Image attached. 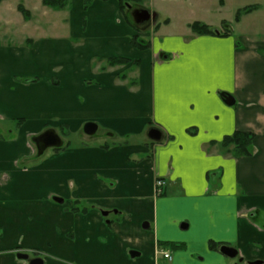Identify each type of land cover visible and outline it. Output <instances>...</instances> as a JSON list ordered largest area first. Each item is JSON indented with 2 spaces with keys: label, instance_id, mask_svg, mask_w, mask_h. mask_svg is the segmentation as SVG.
<instances>
[{
  "label": "crops",
  "instance_id": "obj_1",
  "mask_svg": "<svg viewBox=\"0 0 264 264\" xmlns=\"http://www.w3.org/2000/svg\"><path fill=\"white\" fill-rule=\"evenodd\" d=\"M249 6L239 22L208 24L214 35L156 22L143 48L117 0L0 3V119L25 125L0 137V264H29L18 253L44 250L45 264H235L222 245L264 261V41L242 32L261 10ZM49 129L65 148L36 164L31 141ZM236 132L255 135L252 156L222 152ZM173 243L182 248L165 260L160 246Z\"/></svg>",
  "mask_w": 264,
  "mask_h": 264
},
{
  "label": "rangeland",
  "instance_id": "obj_2",
  "mask_svg": "<svg viewBox=\"0 0 264 264\" xmlns=\"http://www.w3.org/2000/svg\"><path fill=\"white\" fill-rule=\"evenodd\" d=\"M18 0H13V3H16ZM222 0H143L141 3L133 4L130 3L129 6L126 8V13L128 16H130V9H146L149 10L152 13H157L159 17H157L156 24H164L165 19H171L172 24L170 26V31L175 33H181L186 31V29H191L190 25L199 22L203 24H213L219 26V22L221 21V18H227L228 20H231L234 22V18L236 16V13L240 10L245 8L246 5L249 4H255L259 2L261 4V10L258 12L253 13L249 19L245 20L243 29V34L247 35L249 39L256 40V41H264V0H228V4L224 9H220V4ZM51 11H53L51 9ZM222 12V16H221ZM135 33L138 34V39L141 43H146L149 41L152 36L154 35V24H148L145 26H138V28H134ZM24 31L20 29L18 31L19 35H16L15 38H12L10 40L11 43H13V46H20L22 44V36ZM240 33V32H239ZM239 33H236L239 35ZM1 39V38H0ZM9 41V40H8ZM0 42H3L1 39ZM241 42V41H240ZM16 82L19 84H25L26 79L22 77H17ZM24 123H20V119L17 118L15 120H2L0 119V137L1 138H9L10 132H14V134L17 136L20 134L21 129L25 126H23ZM87 137V136H84ZM89 137V136H88ZM87 137V138H88ZM62 138V137H61ZM93 139V143H99L102 139V132H98L94 138L89 137ZM63 139V138H62ZM64 141V140H63ZM65 141H68L67 138H65ZM82 141V140H81ZM148 141L147 137H139L132 139V142H138L142 143ZM81 143L80 140L76 141L74 143ZM31 146L33 147L35 153H37L35 144L31 141ZM54 153V149H48L43 156H41L38 159H34V163H39L40 161H43L45 159H48L50 156H52ZM42 159V160H41ZM27 166H30L28 164ZM69 201H66L65 203L61 204L63 206L64 211H72L69 205ZM51 202H55L54 199L51 200ZM56 203V202H55ZM77 207H81L77 206ZM171 244V243H169ZM160 249L162 250H168L171 252V254L177 249H172L170 245H161ZM44 254V255H43ZM31 256H33V253H30ZM41 257L44 258H50L51 255L46 253L44 250L42 253H40ZM226 261H232L230 258H225ZM208 259H206L203 256H198V263L200 264H207Z\"/></svg>",
  "mask_w": 264,
  "mask_h": 264
},
{
  "label": "trees",
  "instance_id": "obj_3",
  "mask_svg": "<svg viewBox=\"0 0 264 264\" xmlns=\"http://www.w3.org/2000/svg\"><path fill=\"white\" fill-rule=\"evenodd\" d=\"M4 0H0V3ZM71 0H43V5L52 8V9H65L68 7ZM86 4V7H88L92 2L94 1H107V0H83ZM119 3V7L122 11V13L126 16L127 22L134 28H138L136 24H134L131 12L130 16L126 13V8L129 6L130 3L138 4L141 3L143 0H117ZM257 9V6H249L245 7L243 9H240L235 16V21L239 22L242 18V16L249 14ZM18 10L23 14V16L28 19L30 17V13L22 6L19 5ZM227 27L226 23H223V28ZM190 28L192 32L195 35H214L217 34V30L213 27L208 26L207 24L196 22L192 25H190ZM133 43L138 46H144L143 48L147 47L148 45H145V43H141L137 37L133 39ZM128 60L125 59H114L110 61L111 65H119V64H125ZM20 123H23V121H20ZM64 137H66V133L63 132L62 134ZM255 141V135L252 133H244V132H236L231 136H227L224 138L222 142L219 143L222 152L231 155L234 158H243V157H250L253 154V144ZM54 149V151H59L64 149ZM173 246L175 248L179 249L182 248V245H178L173 243ZM217 246V245H215ZM214 245H212V248H217Z\"/></svg>",
  "mask_w": 264,
  "mask_h": 264
},
{
  "label": "water",
  "instance_id": "obj_4",
  "mask_svg": "<svg viewBox=\"0 0 264 264\" xmlns=\"http://www.w3.org/2000/svg\"><path fill=\"white\" fill-rule=\"evenodd\" d=\"M131 17L136 25H145L155 23L158 15L146 9H133L131 11ZM217 34H219L218 31ZM97 132L98 126L94 123H87L84 127V133L87 136L93 137ZM148 137L155 142L163 141V133L157 129H151L148 133ZM33 142L36 145L39 156H43L48 149H60L64 146L63 139L54 129H49L43 134L33 138ZM54 200L58 203H63L62 199L54 198ZM103 215L107 216L108 213H103ZM219 252L223 256L231 259L236 258L239 254L235 248L229 247L228 245L220 246ZM130 255L132 258H135L139 256V253L132 251ZM17 257L21 260H29V255L26 254H18ZM29 264H43V261L41 259H32L29 261Z\"/></svg>",
  "mask_w": 264,
  "mask_h": 264
},
{
  "label": "flooded vegetation",
  "instance_id": "obj_5",
  "mask_svg": "<svg viewBox=\"0 0 264 264\" xmlns=\"http://www.w3.org/2000/svg\"><path fill=\"white\" fill-rule=\"evenodd\" d=\"M18 254H26V255H29V254L24 253V252H20ZM32 259H41L43 261V264H45L44 259L42 257H39L38 255H35V257H33V258L29 255V260H24V261H27L29 263V261L32 260ZM232 260L235 261V264H264V261H255V262H247V263H245L244 262V259H242V258H240L238 256L236 258H233Z\"/></svg>",
  "mask_w": 264,
  "mask_h": 264
},
{
  "label": "built area",
  "instance_id": "obj_6",
  "mask_svg": "<svg viewBox=\"0 0 264 264\" xmlns=\"http://www.w3.org/2000/svg\"><path fill=\"white\" fill-rule=\"evenodd\" d=\"M163 185H164V183L162 181H158L157 182V187L158 188H162ZM161 254H162V256H163V258L165 260H171V258H172V255H171V253L169 251L161 250Z\"/></svg>",
  "mask_w": 264,
  "mask_h": 264
}]
</instances>
